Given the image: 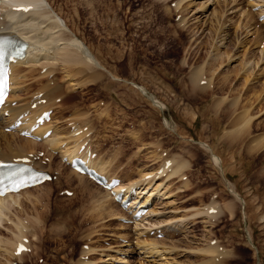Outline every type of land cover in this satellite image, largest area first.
I'll return each mask as SVG.
<instances>
[{
  "label": "rangeland",
  "instance_id": "obj_1",
  "mask_svg": "<svg viewBox=\"0 0 264 264\" xmlns=\"http://www.w3.org/2000/svg\"><path fill=\"white\" fill-rule=\"evenodd\" d=\"M49 2L66 20L70 32L76 38L78 34L106 70L95 64L59 61L52 66L53 79L60 84L48 87V77L39 71H44L39 62L46 51L43 55L31 54L17 66L21 67L17 83L20 80L24 88L16 92L20 93L17 97L29 101L34 89L43 84L47 94L56 97L54 92L60 88L64 99L53 113L57 126L66 131L62 136L69 131L65 116L75 107L88 112L84 117L100 127L103 138L115 136V142L121 139L118 136L127 138L121 147L103 152L113 158L112 168L120 163L133 167L122 174L119 172L123 170H119L125 178L131 174V179H137L146 170H160L164 156L182 155L190 167L185 171L186 179L181 173L165 177L162 182L157 179L154 186L160 184L161 190L148 209L154 212H149L145 220L124 222L110 216L100 205V194L106 190L88 177L79 182L68 163L61 167L63 178L30 191L36 197L33 203L32 194L21 193L15 203L8 205L5 219L0 222V234L5 238L11 235L6 228L13 227L9 217L44 215L33 225L38 233L37 239L31 235V252L25 251L23 260L14 258V263L80 264L81 258V262L85 260L81 252L87 253L82 248L87 241L94 247L86 258L92 261L90 264H110V256L117 249L127 252V264H202L209 256L197 249L211 243L214 236V244L220 242L219 246L228 251L221 264H264V60L259 59L264 45V21L259 18V9L264 10V5L258 2L257 9L249 0H237L235 5L223 0H182L181 14L171 0ZM216 11L222 19L214 14ZM226 32L229 38L218 45ZM33 56L37 59H31ZM96 71L101 74L95 78ZM201 74L208 77L206 82L201 81ZM81 79L85 84L74 82ZM131 82L152 92L149 95L165 105L163 110ZM244 113L251 117L249 130L235 135ZM165 117L170 126L163 123ZM17 136L19 139V135H13ZM201 142L213 147V152L222 158L220 165ZM37 145V149L48 151L47 145ZM156 145L164 147L167 154L164 150L158 153ZM59 158L56 154L52 161H41L52 169L50 162L51 166H60ZM136 170L139 176L135 178ZM68 186L76 192L59 191ZM227 202L234 205L233 215L225 209ZM214 206L219 212L210 214ZM156 218L162 220L150 223ZM167 222L181 223L182 228L159 237L149 233L156 236L150 238L158 239L163 255L140 245L146 238H142L143 232ZM119 234L128 241L123 243ZM1 253L0 260H5L6 255Z\"/></svg>",
  "mask_w": 264,
  "mask_h": 264
},
{
  "label": "bare ground",
  "instance_id": "obj_2",
  "mask_svg": "<svg viewBox=\"0 0 264 264\" xmlns=\"http://www.w3.org/2000/svg\"><path fill=\"white\" fill-rule=\"evenodd\" d=\"M178 1H182V0H178ZM223 1H225L227 3H233V5L237 4V0H223ZM249 2H250V4H252V6L256 5L258 2L261 3L260 5H264V0H249ZM17 4H22L24 7L14 9L15 5H17ZM29 6H31V7H29ZM256 8L259 9L260 7H256ZM24 9H29V10L24 11ZM235 10H237V9H235ZM259 10H260L259 13L264 12L263 9H259ZM217 12L218 11L214 12V14L217 17H219V15L221 13L219 14ZM231 12H233V11H231ZM248 15H249V13H248ZM220 18H221V15H220ZM217 19L218 18H216V20ZM197 20H199V19H197ZM219 20L220 19H218L217 21L219 22ZM261 21H264V19H262ZM0 27L8 33L12 32L13 29H15V30L17 29L19 32H21V34H23V36H26V38L30 39L28 49L26 50L27 51L26 55L24 57H18L16 61L12 62L11 79H12L13 85H12V91H11L10 97H9L11 102L14 101L13 97L15 95L19 94V92L16 93L15 91L16 90L18 91V89H21L23 87L20 83L18 84L17 80H16V74H18L17 72L19 70H21V67L20 68L17 67L18 66L17 63L21 62V61H26L25 58L29 57L31 54L37 55L38 52H40V53L43 52L41 54H38V55H43L44 52L46 51L45 55H43L41 57L43 59L39 62V64L48 67L49 70L47 69L48 71L46 73L48 75L51 74V72L53 71L52 64L59 62V61L63 62V63L64 62H75V63L81 62L84 65L95 64V65L99 66L98 68L106 70L105 66L101 65V63L99 62V59L96 58V55L94 56L92 54L93 51L91 49H89V46L80 37H78V34H77V38H76L75 35L70 32L66 20L64 18H62V16L59 15V13L55 10L54 6L49 2V0H0ZM228 33L226 32V33L221 35L218 45H221L222 43H224L229 38L230 35ZM258 51H259V49H258ZM253 53L254 52H252V54ZM259 55H260L259 59L264 60V45L261 48ZM247 57H248V55H247ZM31 59L36 60L37 58L35 56H33V58H31ZM258 62H260V60ZM70 64H68V66ZM63 65H65V68L67 67L66 63ZM67 69L68 68H66V71H67ZM39 71L41 72L40 69H39ZM107 71H108V69H107ZM41 73H43V72H41ZM69 73H70V71H69ZM100 74H101V72L96 71V73H94V75H95L94 77L96 78ZM109 74H111L113 76V78L115 77L114 73L113 74L109 73ZM115 78H117V77H115ZM194 78H196V77H194ZM197 78H199V77H197ZM202 78H204V77H201V79ZM49 80L47 83L48 87L53 82V81H51V80L49 81ZM117 80H118V78H117ZM74 82L79 83L80 85L85 84L82 79L80 81L74 80ZM76 83H75V85H76ZM131 83L134 84L135 82L134 83L131 82ZM72 85H73V83H72ZM68 86L70 87V85H68ZM135 86L137 87V89L139 90V92L141 94H143V93L147 94V90L145 87H143L139 84L135 85ZM77 87H79V85ZM72 89H76V87L72 88ZM45 96L47 98V102H48V100L50 102V99H51L50 96L51 95H49V94H47V92H45ZM149 96H150L152 103L156 107H158L159 109L163 110L165 105L161 101H159L154 95L153 96L149 95ZM41 97H43V96H41ZM18 99H20V98H18ZM31 102H27L25 105H23V103H21V102L18 103L17 105L10 104L8 107L9 111H10V113L8 114L9 116L4 115V113L0 114L1 115L0 116V144L4 147V148H2V150H0V157H3V158L13 157V156H18L20 154H25L26 151L27 152L28 151H34L37 149V146H38L37 143L39 142L40 144L42 143V144L48 145L49 159H51L52 156L54 157L56 155V153L60 155V158H59L60 166L57 165L56 171H55L57 173L56 176L59 178H63V174H64V169L61 170V167H65V165H68V162L71 163L72 159L75 157H80L81 159H84L88 166L94 168L98 172L100 171L101 173L105 174L108 181H111L113 178L118 177L119 181L116 182L114 185H112L111 188L99 185V187L101 186L102 188H104V190H106L105 193L100 194V195H102V197L100 198V200H101L100 205L103 206V209L104 208L107 209V210H105V212L108 211V214H110V216H112V217L113 216H115V218L116 217H121V218L122 217H124V218H128V217L132 218L133 217V220L136 219V222L138 221L137 218L141 219V221L145 220L146 219L145 217L149 212L150 213L154 212L152 209L148 210L149 209L148 208L147 211L144 213L145 215L142 214L144 217L141 215L143 218H140V217L136 216L135 214L140 209V205L146 204L147 201L150 202L151 200H153L155 194H157V192H159V189H160L159 187L161 185L160 184L156 185V186H154V185H155L156 180L162 177L161 176L162 173H164V175H167V178H170V176L179 175L180 173H181V176L183 175V179L186 177L185 171L190 167L189 160L185 159L182 155H176L174 157L164 156L162 159L161 156L163 154L160 156L161 160H163V163L160 166V170L159 169H158V171H157V169L146 170V172H142L143 174L141 177H138L139 173L137 170L140 168L139 167L136 170L138 174L136 176H134L135 178L138 177L137 179H131L130 176H129V178L122 177L116 171H113L111 169V165L113 164V158L104 157V155L102 153L98 152L97 149H93V140H96L97 136L99 134L97 135L96 129L94 128L95 124L92 123L91 119H89V117H84V116L89 115L88 112H84V111L81 112L77 109H74L72 112H70L71 115L68 116L67 119L70 120V122H74V124L72 126L69 125L68 126L69 131L66 133L65 136H62V134L66 131H61L63 129L59 128L57 126V124L55 123L56 117L54 116V114H52V117L50 118L49 122L43 123L41 125L35 126V128H32L33 123L35 122L36 116L39 114V112L42 109L48 108L50 105L48 103H37V106L34 109H31V108H29L31 106ZM25 110H28L29 114L27 116H25L23 123H21L18 128H11V130H6L5 127H7L8 124L13 122L19 116L20 112L25 111ZM246 115L247 114L244 113L243 116H241L240 119H242V118L243 119L241 120L242 122H240L241 124H240L239 129H237V131H236V128L234 129V132L236 131V133H234L235 135L249 130L251 117L246 116ZM71 119H73V120H71ZM163 123H165V125H167V126H170V124H171L170 120L166 117L164 118ZM22 126H26V127L30 128L31 130H33L32 133L34 135L38 134L40 138L38 136L30 137L27 135H23L21 133V130H20V127H22ZM49 129H51L50 134H46V132ZM131 134L135 135L134 137H138V135L134 132ZM13 135H15V136L19 135V139H18V136L15 138V137H13ZM238 136L239 135H237V137ZM9 137H13V139L12 138L10 139ZM262 139H260V140H262ZM201 144L204 145L207 149L211 150L212 155L215 159V162L220 165L222 162V158L219 155L215 154V152H213V147H211L210 144H206L205 142L204 143L201 142ZM94 151H96L95 155L93 154ZM150 152H152V151H150ZM151 156H152V154H151ZM157 157H159V156H157ZM153 158L157 159L156 155ZM153 158L151 157V159H153ZM157 168H159V167H157ZM71 173L73 175H75V177L77 176V178L80 179L79 182H81L82 180L84 181L85 177H88L85 173L84 174L81 173L80 171H78L76 168H74L72 166H71ZM129 179H131V181L128 182ZM50 183H51V180H46L43 183L37 184L33 187H27L26 189H22L19 192L8 191V192H6V194H1L0 195V222L2 219H5V216H6L5 213L8 212V210H9L8 205L11 204L12 202L15 203L16 197H18V196L20 197L21 193L30 194L31 190H37V189L47 187V185H49ZM80 186H84V185H80ZM118 192H122V198L120 200L117 199V197H116V194ZM31 194H32V192H31ZM31 194H30V196H31ZM33 195L34 194H32V196ZM236 195H239V194L236 193ZM97 196H99V195H97ZM34 199H36V197L33 196V199L31 198L30 202L33 203ZM122 199H128V200L130 199V203L127 206L123 205L124 203L122 202L123 201ZM112 201H113V203H112ZM227 203H229L228 204L229 206L226 204L225 209L228 208V210L232 214V210L234 208V205L233 204L230 205L231 202H227ZM21 206H22V208H21V210H22L23 209L22 204H20L19 208ZM96 210H97V208H96ZM127 212L129 213V215L127 214ZM210 212H211L210 214H212V213L216 214L219 212V208L214 206L212 208V211L210 210ZM43 216L44 215L39 214L38 216L35 215V216H31L29 218L28 215L26 217H24V216H18L16 214L13 218L9 217L10 222H11L10 224H12L13 227H10V228L7 227L6 228L9 231H11L10 232L11 235L9 237L5 238V237L1 236V234H0V249H1L0 251H2V248H3V253H1V252L0 253L3 255L4 254L6 255L5 256L6 259L0 260L1 261L0 264H15L13 261L14 258H18L20 260H23L25 250H23L21 253H16L15 252L16 244L18 243V241H20L23 238L24 235H29V233L33 235V238L37 239L38 229H37V232L35 233L33 225L38 220V218L43 219L44 218ZM156 220L161 221L162 219L156 218V219H153V221H150V223L155 224L154 222ZM157 224H158V222H157ZM134 227H136V226H134ZM180 227H181V223L178 224V223H173V222H171V223L167 222V223H164L163 226L156 227V228L164 229V230H166L165 233L168 232L171 234V233L175 232L177 229L180 230ZM137 228L138 227H136V229ZM153 230H154V232H156L158 229L155 230V229L149 228L148 231L143 232V235H145V236H142V238L143 237H146V238H144L141 241L143 244H140V245H143V247H149L148 250L150 252L151 251H154L157 253L159 252L160 254L163 255L165 253V251L160 249L161 247L159 246L158 239L150 238V237H156V236H152L149 234ZM138 232H140V231L138 230ZM118 236L123 237L122 234H119ZM139 242H140V240L137 241V244ZM250 242H251V240H250ZM30 244H31V242L28 243V245H30ZM252 247H253V245H252ZM165 248H167V247L165 246ZM197 250H200V252L203 254L207 253V255L209 256V258L206 259L202 264H221L222 262L224 263V258H226L228 255V251H225L224 249H222V247L219 246V244H214V242L213 243L209 242L208 245H205V247H203V248H198ZM93 251H94V247L87 246L86 248H84V253H86V252L90 253ZM124 251H127V249H125ZM126 256H127V252H123V249L114 250V254H111V256H110V258H113L112 260H110L111 261L110 264H115L118 261H127L128 259L126 258ZM118 259H120V260H118ZM81 260H82V258H81ZM81 260H80V264H88V263L90 264L92 262L91 260L89 261L87 259H85V260L83 259L84 261H82V262H81ZM163 260H165V259H163ZM203 260H204V257H203ZM20 262L22 263V261H20ZM258 264H260V263H258Z\"/></svg>",
  "mask_w": 264,
  "mask_h": 264
},
{
  "label": "snow or ice",
  "instance_id": "obj_3",
  "mask_svg": "<svg viewBox=\"0 0 264 264\" xmlns=\"http://www.w3.org/2000/svg\"><path fill=\"white\" fill-rule=\"evenodd\" d=\"M28 10L29 9H24V11ZM18 55H20V53L15 49V45L12 42L0 41V68L3 67L2 62L5 57L12 58ZM0 87H2V80H0ZM29 171L31 170L25 168H15L12 165L0 162V192L9 189L19 190L21 186H24L27 183V181L23 178V174ZM6 181L8 183H6Z\"/></svg>",
  "mask_w": 264,
  "mask_h": 264
}]
</instances>
